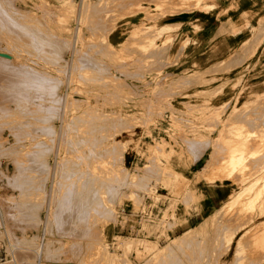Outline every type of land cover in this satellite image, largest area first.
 Returning a JSON list of instances; mask_svg holds the SVG:
<instances>
[{"label":"rangeland","instance_id":"rangeland-1","mask_svg":"<svg viewBox=\"0 0 264 264\" xmlns=\"http://www.w3.org/2000/svg\"><path fill=\"white\" fill-rule=\"evenodd\" d=\"M215 7L0 0V264H264V36L170 69Z\"/></svg>","mask_w":264,"mask_h":264},{"label":"crops","instance_id":"crops-1","mask_svg":"<svg viewBox=\"0 0 264 264\" xmlns=\"http://www.w3.org/2000/svg\"><path fill=\"white\" fill-rule=\"evenodd\" d=\"M215 6L207 12H180L164 17V22L180 25L181 41L185 42L170 69L179 73L193 64L202 66L223 59L239 51L253 30L254 37L264 36V0H215ZM141 18L143 14L137 13L133 23L138 24ZM131 21L128 19L129 24ZM123 29L107 36L113 45L123 38Z\"/></svg>","mask_w":264,"mask_h":264},{"label":"bare ground","instance_id":"bare-ground-1","mask_svg":"<svg viewBox=\"0 0 264 264\" xmlns=\"http://www.w3.org/2000/svg\"><path fill=\"white\" fill-rule=\"evenodd\" d=\"M246 133V132H245ZM220 135V134H219ZM252 135V134H251ZM236 136V135H235ZM240 141V140H239ZM225 143V142H224ZM237 143V142H236ZM218 144V143H217ZM244 144V143H243ZM250 144V143H249ZM241 147V146H240ZM244 147V146H243ZM251 147V146H250ZM229 148V147H228ZM224 149V148H223ZM236 149V148H235ZM246 149V148H245ZM233 150V149H232ZM240 150V149H239ZM232 152V151H231ZM236 152V151H235ZM235 152H233V153H235ZM215 153V152H214ZM227 153V152H226ZM243 153V152H242ZM242 153H239V155H236L237 157H238V160H240L239 158L241 157L240 156V154L242 155ZM231 155V154H230ZM240 156V157H239ZM231 158H232V156H230ZM213 158V157H212ZM244 158V157H243ZM233 159H235V157H233ZM215 160V159H214ZM232 159H230V161H231ZM243 160V159H242ZM225 161V160H224ZM230 161H228V162H230ZM233 161V160H232ZM241 161V160H240ZM227 162V163H228ZM245 162V161H244ZM233 163V162H232ZM235 163V162H234ZM237 163V162H236ZM229 164V163H228ZM231 164V163H230ZM236 165V164H235ZM235 165H234V167H235ZM239 165V164H238ZM243 165V164H242ZM228 166V165H227ZM210 167V166H209ZM238 167V166H237ZM245 167V166H244ZM232 168V167H231ZM212 169V168H211ZM229 169V168H228ZM235 169V168H234ZM242 170V169H241ZM240 170V171H241ZM256 170V169H255ZM239 171V172H240ZM246 172V171H245ZM259 172V171H258ZM236 173V172H235ZM232 178V177H231ZM239 181V180H238ZM244 182H245V180H244ZM261 190V189H260ZM261 194V193H260ZM72 197V196H71ZM246 198V197H245ZM69 199V198H68ZM76 199V198H75ZM255 202V201H254ZM67 204V203H66ZM75 204V203H74ZM59 208V207H58ZM61 208V207H60ZM67 208V207H66ZM68 209V208H67ZM74 209V208H73ZM253 209V208H252ZM57 212V211H56ZM264 215V214H263ZM250 222V221H249ZM246 223V222H245ZM239 228V227H238ZM45 229V228H44ZM45 234V233H44ZM44 234H43V232L41 231V235H40V238L39 239H41V237H42V241L44 240ZM38 243H39V240H38ZM8 246H10L11 247V245L8 243ZM12 249V248H11ZM39 259H41V254L39 253ZM256 256V255H255Z\"/></svg>","mask_w":264,"mask_h":264},{"label":"built area","instance_id":"built-area-1","mask_svg":"<svg viewBox=\"0 0 264 264\" xmlns=\"http://www.w3.org/2000/svg\"><path fill=\"white\" fill-rule=\"evenodd\" d=\"M41 242H42V237H41ZM35 257H36L35 264H44V262L41 259H39V257H40L39 252Z\"/></svg>","mask_w":264,"mask_h":264}]
</instances>
